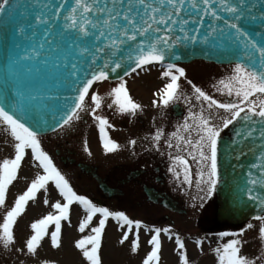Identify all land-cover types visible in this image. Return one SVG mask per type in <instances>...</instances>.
I'll list each match as a JSON object with an SVG mask.
<instances>
[{
    "label": "snow or ice",
    "instance_id": "obj_1",
    "mask_svg": "<svg viewBox=\"0 0 264 264\" xmlns=\"http://www.w3.org/2000/svg\"><path fill=\"white\" fill-rule=\"evenodd\" d=\"M7 5V8H6ZM15 8H22L19 15L22 22L19 24V34H24L26 29L32 30V36H36L40 26H47L40 39L39 49L33 45L31 50H25L18 54L17 62L29 61L40 55V50L48 51L45 55V63L51 60L52 67L60 73L62 81L73 92L77 93L65 110L62 117V125H70L73 120L80 119V112L86 111V97L94 82L107 79L108 72H115L121 68L125 61L135 64L132 71L142 68L155 62L165 59V51L171 46L181 42L207 43L209 37L219 32L220 36L227 38L232 43L240 46V62H235L231 68V74L217 82L216 90L221 94L234 97L231 102L221 103L208 95L199 87L194 88L196 99L207 104V115L205 110L200 113H189L186 122L181 129L187 134L179 132L172 133L175 139V146L168 143V147H175L178 153L186 155H170L172 163L168 172L177 180L183 177L182 182L190 184L192 173L188 158L195 162L196 185L202 186L201 191L207 197H211L218 184V139L223 129H227L234 121L241 117L252 124L256 119L264 124V98L252 100L250 97H264V4H257L255 0H73L67 11L62 14L65 4L59 7L50 3V0H31L26 8L21 6L20 0L10 3V0L0 2V11H11ZM54 8V11H53ZM28 9H39L32 15L29 22ZM255 9H258V14ZM221 13H226L228 19H224ZM208 17L212 23L209 30L202 38L198 35L201 25ZM223 20L224 26L216 27V21ZM254 24L258 31L249 33L242 30L245 25ZM53 25L58 26L54 30ZM225 29L231 30L226 33ZM179 32V35H177ZM161 33H164L163 35ZM52 36V39H45ZM30 37L25 36V39ZM259 38V39H257ZM91 39V44L89 43ZM56 41L54 44L53 41ZM102 43L96 46V42ZM139 41V42H137ZM127 46L126 55L120 60L114 59L122 49ZM253 54L260 58L259 71L246 65L243 61H252ZM73 57L71 69L67 65L69 57ZM85 60L86 68L81 71L76 61ZM102 62V63H101ZM114 65V66H113ZM65 73H67L65 75ZM128 73L125 72V75ZM162 77L168 82L164 83L154 95L157 100L152 101L153 107H167L173 100H178L180 77L185 76V70L173 63H168L162 72ZM73 85L75 87H73ZM111 98L109 108L121 114L134 115L140 105L130 97L123 78L108 93ZM43 99L35 95L29 96L28 100L37 101ZM91 104L93 107L89 112L93 120L97 122L99 140L103 151L112 153L118 150L119 145L109 137L107 128L112 127L109 121L101 115L96 114L101 108L103 100L96 92H92ZM222 109L229 115L222 119L221 125L212 122V109ZM23 111V108H21ZM0 125L5 126L7 132L14 140V157L5 158L0 161V206H3L6 199V190L17 176V171L22 160L27 155L26 150L30 149L31 159L35 161L43 174L36 175L28 185L23 194L16 197L13 206L4 214L0 221V243L8 248L14 243V225L17 218L24 212L29 200L35 199L39 190L43 189L47 194V185L51 182L63 199V203L57 201L51 204L55 214L49 213L31 223V235L26 239L23 249L28 254H35L37 247L46 235L49 234V225H54L50 233L51 246L56 248L61 243V221H69L70 206L78 204L86 214L78 225V231L84 233L98 216L96 226L90 228L87 235H82L74 241V247L80 251L87 264H101L99 251L102 246V234L104 233L106 221L111 218L117 221L121 228H125L120 243L123 244L129 237V231L135 227L141 228L140 221L129 219L123 212H112L106 207H99L84 195H78L64 175L55 167L50 156L42 149L38 134L31 126H26L19 115L9 114L5 108L0 107ZM255 129L235 131L236 137L250 136ZM163 133L157 129L153 135V141H160ZM195 136V138H193ZM261 138H264V130L261 131ZM134 144L135 141H130ZM233 144L242 143V140L233 139ZM84 150L88 148L85 144ZM244 153L241 151L236 156L239 159ZM261 164H252L251 169L259 168V176L253 178L249 174L246 191L248 199L259 201L264 204V197L259 196V191H264V152L256 157ZM179 166V171H177ZM44 204H48L45 199ZM264 219V217H256ZM251 227V225H249ZM146 231L148 229H145ZM151 238L147 243L151 246L150 251L142 260V264H158L161 249V229H152ZM169 229H163L165 234ZM229 233H220L221 237ZM237 235V234H232ZM171 238V237H169ZM259 239L264 243V226L259 228ZM178 249H184V243L179 236L175 237ZM239 239H230L217 247L214 251L217 257V264H253V261L240 255ZM199 247L200 241L196 242ZM139 247L138 234L131 240V251L135 253ZM17 251H21L18 249ZM180 264H187L186 255L181 251Z\"/></svg>",
    "mask_w": 264,
    "mask_h": 264
},
{
    "label": "flooded vegetation",
    "instance_id": "obj_2",
    "mask_svg": "<svg viewBox=\"0 0 264 264\" xmlns=\"http://www.w3.org/2000/svg\"><path fill=\"white\" fill-rule=\"evenodd\" d=\"M194 63L197 64L193 69L187 68L191 64L176 65L185 70V76L178 80L180 98L170 102L167 107L152 106V101L158 99L154 94L164 83L168 82L161 75L166 65H146L123 77L130 97L141 106L134 115L121 114L115 110V107L107 106L111 103L108 93L120 80L101 81L94 85L88 98L91 102L92 92H96L102 97V106L96 114L106 118L112 125L106 131L109 137L119 145L115 152L106 154L103 151L96 126L97 122L89 115L88 108L86 111L80 112L79 120H73L70 125H65L58 130L60 134L55 138L58 145L54 152L61 168L63 170L71 168L77 176L76 181L83 182L86 186H82L87 187L88 193L84 194L79 190L77 194L84 195L99 207H106L112 212H123L129 219L140 221L141 228L133 227L129 232L147 233L145 236L147 241L153 234L151 230L155 228L161 229L160 235L164 237L168 236L170 232H175L174 237H182L180 231L182 227L178 225L181 219L194 221V228L198 233H191L199 238L193 239L192 242L196 245V242L200 241L199 246L202 243L204 245L207 234L219 231L224 233L221 231L223 228L231 230L229 234L232 239H239L238 229L246 223H253L252 230L264 226V219L261 222V219L256 218L241 225L216 224L214 221L217 208L216 189L221 179L218 177V184L212 196L207 197L205 192L201 191L202 186L198 187L195 183L197 165L190 158H188L192 173L190 184L182 182V175L177 180L168 172V167L172 163L170 155H186L183 152L178 153L175 147H168V143H172L174 146L176 143L171 134L179 132V134L187 136L182 131L181 125L186 122L189 113H200L205 110L204 114L207 115V104L196 99L194 88H201L221 103L231 102L234 99V97L221 94L216 90L217 82L231 74L234 64L217 65L201 61ZM261 98L264 97H250L252 100ZM211 112L213 114L212 122L216 125H221L222 119L229 115L222 109L214 108ZM187 122L191 123L192 121L187 120ZM232 125L222 130L218 142L222 139L232 138L230 133ZM2 126L0 125V127ZM3 127L5 128V126ZM157 129L163 133L158 142L152 139ZM90 131L92 135L95 134L94 139L89 135ZM85 137L87 138V152L84 150L85 143H83ZM69 141L79 144V147L81 146L85 152L81 148V151L74 149ZM130 141H135V143L131 144ZM177 171H179V166H177ZM257 172L259 175V168ZM259 217H264V214ZM165 228L170 230L169 233L163 232ZM123 230L126 229L123 228ZM223 238L218 236L220 243ZM257 241L260 245V255L263 256L264 243L260 239ZM254 245L255 242L252 241V246ZM145 249H151V246L147 243ZM240 255L245 256L248 253H240ZM261 259H264V256ZM261 259L256 264H262Z\"/></svg>",
    "mask_w": 264,
    "mask_h": 264
},
{
    "label": "water",
    "instance_id": "obj_3",
    "mask_svg": "<svg viewBox=\"0 0 264 264\" xmlns=\"http://www.w3.org/2000/svg\"><path fill=\"white\" fill-rule=\"evenodd\" d=\"M12 0H10V3ZM15 2V0H13ZM21 6L26 8L31 0H20ZM73 0H50V3L59 7L65 4L62 14L67 11ZM107 2V0H105ZM126 3L127 0H124ZM235 2V0H233ZM259 4H264V0H255ZM7 8V5H6ZM22 8H15L9 11H0V107L9 111V114L19 115L26 126H31L40 135H46L59 129L62 125V117L65 116V110L72 104V100L77 93L71 91L62 81L60 73L53 67L51 60L46 63L45 55L49 50H40V55L29 61L17 62L18 54H23L25 50H31L33 45L39 49L40 39L47 26H40L36 36H32V30L26 29L24 34H19L18 27L22 22L20 11ZM39 9H28L29 22L32 15ZM54 11V8H53ZM254 11L258 14V9ZM224 19H228L226 13H221ZM212 21L205 17L198 35L202 38L209 30V24ZM216 27L219 29L224 26L223 20L216 21ZM54 30H58L57 25H53ZM242 30L254 33L259 29L254 24L245 25ZM226 33L231 30L225 29ZM162 35L164 33H161ZM179 35V32H177ZM25 36L30 37L25 39ZM45 39H52V36ZM259 39V38H257ZM139 42V41H137ZM55 44L56 41L54 40ZM91 44V39H89ZM102 43L96 42V46ZM127 46L114 58L120 60L126 55ZM252 61H243L246 65L259 71L260 58L253 54ZM240 46L232 43L225 37L220 36L219 32L213 37H209L207 43L199 42H181L171 45L165 51V59L160 63H188L193 60H205L217 64H230L240 62ZM73 57H69L67 65L71 69ZM78 67L83 71L86 68L85 60L76 61ZM102 63V62H101ZM130 62L125 61L121 68L115 72H108L107 80H118L125 76V72L130 73L135 67L134 63L128 66ZM114 66V65H113ZM67 73H65L66 75ZM73 87H75L73 85ZM43 97L37 101L28 100L29 96ZM23 108V111H21ZM244 115L237 119L231 129L232 138L223 139L219 143L218 153V171L221 182L217 186V203L215 221L218 224H240L250 217L264 213V204L259 201L248 199L247 179L249 174L253 178L258 177V168L251 169L252 164H261L256 157L264 152V138H261V131L264 130V124L256 119L252 124L242 119ZM246 129H255L250 136L236 137L235 131H245ZM242 140V143L233 144L232 140ZM244 154L236 159L239 152ZM264 197V191L257 193Z\"/></svg>",
    "mask_w": 264,
    "mask_h": 264
},
{
    "label": "rangeland",
    "instance_id": "obj_4",
    "mask_svg": "<svg viewBox=\"0 0 264 264\" xmlns=\"http://www.w3.org/2000/svg\"><path fill=\"white\" fill-rule=\"evenodd\" d=\"M196 64L192 63L187 66V68L193 69ZM92 107L93 105L89 98H87L86 108H88V111H91ZM58 134H60L59 131L47 136L38 137L41 141L42 149L50 156L55 167L65 176L76 193H79V190L84 194L88 193L87 187L82 186L84 183L78 180L76 181L77 176L73 173L71 168H64V170L61 168L54 152L56 145H58V142L55 139ZM89 135L92 139L95 138V134L92 135L91 131L89 132ZM69 142L74 149L84 151L81 146L79 147V144L71 141ZM86 142L87 138L83 143L86 144ZM14 143L15 142L10 136V133L7 132L3 126L0 127V161L5 158L10 159L14 157ZM26 152L27 155L22 160L16 178L6 190L5 203L3 206H0V221H2L4 214L13 206L16 197L26 191L28 185L35 176L43 174L42 169H40L38 164L31 159L30 149L26 150ZM45 199L49 201L47 205L43 202ZM57 201L63 203L62 197L50 182L47 185V194L41 189L37 192L35 199L27 202L24 212L17 218V222L14 225V243L8 248H5L3 244L0 243V264H87V261L82 257L80 251L74 247V241L82 235L89 234L90 228L96 226V223H98L99 217H94L89 228L86 229L84 233H80L77 230L79 221L86 214L76 203L70 206L69 221H61V243L59 247L54 248L51 246L50 233L55 226L49 225V234L41 241L35 254H28L25 250H22L24 242L31 235V223L42 218L46 214H55L51 204ZM260 221L263 222V219ZM193 222V220L181 219L178 223V225L182 227L180 231L183 235V240H181L184 243L183 250L178 249L176 246L175 237L173 236L175 232H170L166 237L160 235L161 249L159 253V264H180L179 257L181 251L186 255L187 264H217V257L214 250L232 239V236H224L220 243V240H218L220 231L216 233L214 232L213 234H207L205 242L203 241L204 245L202 243V245L198 247L197 244L194 245V242H192L193 239L199 238L198 236L195 237L192 235V233H198L194 228L195 224ZM252 224L253 223L251 222L243 227H239V240L242 242L239 247L241 249L240 253L247 252L248 255H245V257L253 261V264H256L264 255H260V245L257 241V239H259V229L255 228L252 230ZM249 225H251V227H249ZM122 231L123 228L119 227L116 220L109 218L106 221L105 230L102 234V246L99 251L101 264H142V260L149 251V249H145L147 246V239L145 237L147 236V233L143 232L144 235L138 234L139 247L137 251L133 253L131 251V240L134 239L137 234H131L130 238L121 244L119 241L122 236ZM221 231L224 233L231 232L228 228H223ZM182 237L180 238L182 239ZM200 237L202 239V236ZM252 241L255 242L254 246H252ZM18 249H21V251H17ZM261 261L262 264H264V259H261Z\"/></svg>",
    "mask_w": 264,
    "mask_h": 264
}]
</instances>
